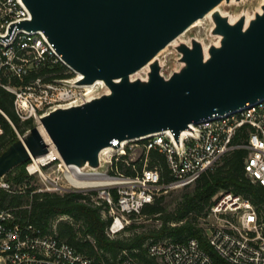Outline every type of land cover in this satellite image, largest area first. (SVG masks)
I'll use <instances>...</instances> for the list:
<instances>
[{
	"label": "water",
	"instance_id": "1",
	"mask_svg": "<svg viewBox=\"0 0 264 264\" xmlns=\"http://www.w3.org/2000/svg\"><path fill=\"white\" fill-rule=\"evenodd\" d=\"M21 1L30 19L19 27L44 33L82 76L74 86L101 83V89L41 118L52 143L35 127L24 143L9 146L0 155V180L53 147L67 168L98 172L115 140L170 132L178 142L203 119L264 100V0L253 17L237 19L221 6L243 0ZM201 20L218 42L181 40ZM170 49L179 68L167 75L161 56Z\"/></svg>",
	"mask_w": 264,
	"mask_h": 264
},
{
	"label": "built area",
	"instance_id": "2",
	"mask_svg": "<svg viewBox=\"0 0 264 264\" xmlns=\"http://www.w3.org/2000/svg\"><path fill=\"white\" fill-rule=\"evenodd\" d=\"M29 19L30 14L21 0H0V99L4 93L14 96L16 116L21 121L33 119L37 127L50 110L81 103L89 93L85 87L72 84L79 80L76 75L66 80L44 81L42 73L47 64L67 66L44 33L19 27ZM100 89L98 85L94 92ZM5 125L16 133L18 140L30 132L21 134L0 106V138L5 133ZM113 148L116 150L104 152L98 172L81 173L71 168L79 174L100 178L93 183L101 189L90 197L96 205L105 203L109 207L108 215L112 218L109 236L124 230L132 219L142 217L144 209L156 199L174 189L195 184L237 150L248 152L244 161L246 177L264 187V100L234 113L203 119L193 124L191 132L185 133L178 142L166 132L139 140H115ZM153 154L164 157L166 177L160 165L152 162ZM49 156L37 161L32 159L26 167L28 175H38L48 181L49 185L41 192L71 191L56 179H48L44 170L49 166L58 171L70 170L55 148ZM74 184L81 185L76 181ZM0 189L15 193L5 178L0 180ZM214 200L208 215L214 216L217 222L206 238L218 263L195 238L151 243L149 256L161 264H264V219L251 200L232 192H220ZM15 212L16 209H0V264H97L60 240L56 232L45 233L30 221H21ZM68 219L63 216L58 220ZM123 264L137 263L127 258Z\"/></svg>",
	"mask_w": 264,
	"mask_h": 264
},
{
	"label": "trees",
	"instance_id": "3",
	"mask_svg": "<svg viewBox=\"0 0 264 264\" xmlns=\"http://www.w3.org/2000/svg\"><path fill=\"white\" fill-rule=\"evenodd\" d=\"M42 75L45 82L75 77V74L62 64H47ZM13 99L14 96L4 93L0 106L12 118L18 131L25 134L36 125L33 119L21 121L16 116ZM16 141V133L5 125V133L0 138V155ZM247 154L245 150H237L225 157L216 169L203 174L195 183L194 189L183 195L173 212H167L164 205L165 196L148 205L142 217L157 218L161 222L157 229L148 233H134L129 237H119V234L116 237L109 236L108 229L112 222L108 215L109 207L105 203L96 205L92 201L90 195H97L96 191L88 194L76 191L58 194L36 192L34 187L29 188L34 177L28 175L26 167L31 160L15 167L6 175V181L12 188L18 186L23 190L10 193L0 189V209H16V216L21 221H30L41 227L45 233L56 232L60 240L97 264H123L127 258L137 264H161L149 256V244L165 239L182 242L189 238L197 239L200 246L218 263L216 253L208 243L203 229L198 227V220L209 214L211 206L215 203L214 199L220 192H232L250 199L259 216L264 219V187L246 177L244 161ZM152 157V162L160 165L163 176L166 177L167 166L164 157L156 154ZM104 212L106 216L103 215ZM63 216L69 219L58 220ZM132 228L136 226L127 227L124 231Z\"/></svg>",
	"mask_w": 264,
	"mask_h": 264
},
{
	"label": "rangeland",
	"instance_id": "4",
	"mask_svg": "<svg viewBox=\"0 0 264 264\" xmlns=\"http://www.w3.org/2000/svg\"><path fill=\"white\" fill-rule=\"evenodd\" d=\"M262 2L263 0H243V2L240 4H230V5L223 4L221 6V10L224 14L230 15V17L233 19H237L243 13L246 14L247 16L253 17L255 12L259 11ZM210 28H211L210 23L207 20H203L198 26L191 28L189 32L184 37L181 38V40L189 41L190 38L194 36L201 39L206 45H209L211 43H217L218 38L212 37L210 35ZM161 58L163 60V63L166 65L165 73L167 75L171 74L173 71L179 68L178 55L173 49L163 52ZM44 171L47 174L48 179L50 181L56 179L60 185L66 187L71 191L90 192V191H98L101 189L100 186H97L98 184L93 183V182H97L100 179L96 175L79 174L78 172L72 169L70 170L64 169L63 171H58L56 169H52V167L50 166L47 167ZM33 177L34 179L32 180L29 188L34 187L36 189V192H41V190L46 189L47 186L49 185L48 181H45L42 177L38 175H35ZM73 179L78 182H82L81 185L78 187L73 185L71 183ZM194 187L195 184H192L190 186L174 189L169 194H167L164 200V205L167 212H173L176 209L178 203H180V201L182 200L183 195L192 191ZM13 190L14 192H20L23 189L19 188L18 186H13ZM51 193H55V192H51ZM216 222L217 220L214 216L207 215L205 218L198 220V224H199L198 227L203 229L204 234L206 236L209 233V230L211 229L212 225L215 224ZM160 223L161 222L158 221L157 218L139 217L137 219H132L129 222V224H127L126 226L127 228L135 225L136 228L128 229L126 231L122 230L118 234L119 237H129L134 233H148L153 229H157L160 226ZM111 236L116 237V235H111Z\"/></svg>",
	"mask_w": 264,
	"mask_h": 264
},
{
	"label": "bare ground",
	"instance_id": "5",
	"mask_svg": "<svg viewBox=\"0 0 264 264\" xmlns=\"http://www.w3.org/2000/svg\"><path fill=\"white\" fill-rule=\"evenodd\" d=\"M249 19H251V17H249ZM203 20H201V21H198V22H196L191 28H194V27H196V26H198L201 22H202ZM190 28V29H191ZM82 78V76L81 75H79V79H81ZM98 85H101V83H97L96 85H92V86H85V88H86V90L88 91V93H89V96L88 97H90V96H92V95H94V94H96V93H98L99 91H97V92H94L97 88H98ZM37 128H38V130H39V132H41V134H42V136H43V138L45 139V141L47 142V143H52V141H51V139H50V137H49V135H48V133L46 132V130H45V127L43 126V124H42V122L40 121V124L37 126ZM170 133V132H169ZM24 140H25V137H22V139H21V141L24 143ZM53 147V146H52ZM54 148V147H53ZM52 148V149H53ZM51 155V154H50ZM44 157V159H47V158H49V157H51V156H49V154L48 155H46V156H43ZM42 157H40V159H41ZM37 159L38 158H35V160L37 161ZM36 163H39V162H36ZM35 167H37V164H35ZM32 169V168H31ZM71 169V168H70ZM75 169V168H74ZM93 175V174H92ZM71 181V180H70ZM74 181H76V180H72L71 181V183L73 184V185H75L74 184ZM76 182H78V181H76ZM79 184H81V182H78ZM80 186V185H79ZM83 186V185H82ZM84 186H85V184H84ZM78 187V186H77Z\"/></svg>",
	"mask_w": 264,
	"mask_h": 264
}]
</instances>
